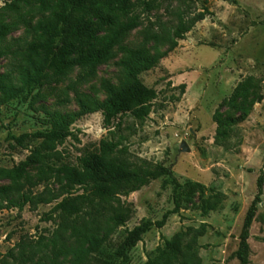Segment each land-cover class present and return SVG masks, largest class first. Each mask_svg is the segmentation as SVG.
I'll use <instances>...</instances> for the list:
<instances>
[{
    "label": "rangeland",
    "instance_id": "rangeland-1",
    "mask_svg": "<svg viewBox=\"0 0 264 264\" xmlns=\"http://www.w3.org/2000/svg\"><path fill=\"white\" fill-rule=\"evenodd\" d=\"M4 5L5 0H0V9ZM179 10L189 16L204 13L205 19L155 68L140 75L145 85L157 92V98L150 102V114L144 119L132 112L122 114L110 126L105 125L101 111L78 118L71 126L74 136L57 146L60 155L56 163L77 165L84 154L98 151L102 141H112L125 148L131 160L162 164L172 169L182 184L190 180L206 187L204 193L196 191L183 198L180 212L172 214L165 227H154L142 237L129 254L130 264L157 259L167 249V242L180 233L186 236L182 239V257L175 264L197 260L199 264H240L237 253L244 222L262 179L263 194L248 242L251 264H264V100L255 105L245 122L227 129L222 138L217 137L215 122L216 113L223 118L236 115L229 99L241 81L253 77L264 94V0H158L151 10L139 9L144 24L117 42L94 76L83 79L80 67L66 77L50 74L25 99L0 107V168L19 165L41 143L27 140L21 147L9 140V133L21 136L46 131L51 114L73 115L84 106L94 109L107 99L110 88L120 89L130 83L123 65L128 51L146 48L151 53L165 52L168 44L147 40L145 31L150 23L155 31L162 24L176 29ZM41 19L42 14L28 7L17 15L0 13V24H12L3 45L14 51L38 39L36 25ZM109 33V29L100 32L98 45ZM15 65L9 52L0 58V73H9L17 81ZM183 143L189 151L181 150ZM164 180H155L120 198L132 206L134 214L110 236L107 253L112 254L127 230L143 219L156 222L174 209L173 187L163 188ZM6 186L15 184L0 179V187ZM61 186L57 178L39 181L35 167L16 184L34 195L49 190L59 193ZM14 199H19L17 193ZM62 199L37 206L27 204L23 210L0 203V264H71L74 255L68 251L77 247L76 238L60 228L63 219L53 212ZM102 207V219L109 221L118 203L110 201ZM195 237L194 250L188 251L186 246ZM57 251L62 254L56 257Z\"/></svg>",
    "mask_w": 264,
    "mask_h": 264
},
{
    "label": "trees",
    "instance_id": "trees-1",
    "mask_svg": "<svg viewBox=\"0 0 264 264\" xmlns=\"http://www.w3.org/2000/svg\"><path fill=\"white\" fill-rule=\"evenodd\" d=\"M156 1L158 0H5V5L0 9L2 15H17L20 9L28 7L42 14V19L36 25V30L40 32L39 38L18 46L14 51L3 45L12 24H0V58L10 52L16 60L17 72V81L9 73H0V107L25 99L41 87L50 74L66 77L75 67H80L83 79L94 76L99 65L110 58L117 42L144 24L138 10H151ZM178 18L179 24L174 30L162 24L161 29L155 31V25L150 23L145 31L147 40L156 45L168 44V49L163 53H151L146 48L128 51L123 65L131 82L120 89L110 88L107 99L96 108L84 106L80 113L73 115L51 114L48 121L50 129L46 131L21 136L9 133V140L21 147L25 146L27 140H40L41 143L19 165L11 169L0 168V179H7L15 184L0 187V203L23 210L27 204H50L63 197L56 203L53 212H58L63 219L60 228L70 231V236L76 238L77 247L68 251L74 255L71 264H130L131 250L146 233L154 227H165L169 217L180 212L183 198L190 197L196 191L204 193L206 190L203 184L190 180L182 184L172 169L162 164L140 158L131 160L127 156V150L120 148L118 142L102 141L98 151L84 154L77 165L56 163L60 155L57 146L74 136L71 126L78 118L101 111L105 125L110 126L122 114L132 112L140 119L150 114V102L157 98V92L145 85L140 75L155 68L173 52L179 46V41L199 21L205 19V14L189 16L179 10ZM104 29H109L110 33L98 45L99 34ZM263 100L264 94L260 92V86L253 77L241 81L229 99V105L237 112L236 115L226 118L219 113L215 115L217 137L222 138L227 129L245 122L255 105ZM32 167L38 169L39 181L57 178L62 183L60 192L49 190L47 194L34 195L16 187ZM160 178L165 179L163 188L173 187L174 209L166 212L156 222L143 219L139 225L127 230L126 236L117 244L112 254L107 253L105 249L110 236L119 227L125 226L134 214L132 206L122 203L120 198L127 197ZM79 190L84 192L76 194ZM15 192L18 200L14 199ZM262 194L260 179L258 194L244 222L237 253L240 264H251L249 232ZM110 201L118 203L117 211L109 221H103L102 205ZM89 207H93L95 211H84ZM185 236L184 233L177 234L167 242V249L162 250L157 259L150 260L147 264H175L182 257L181 245ZM195 244L196 237L187 244V250L193 251ZM61 254V251L55 253L56 257ZM193 264H199V261Z\"/></svg>",
    "mask_w": 264,
    "mask_h": 264
},
{
    "label": "water",
    "instance_id": "water-1",
    "mask_svg": "<svg viewBox=\"0 0 264 264\" xmlns=\"http://www.w3.org/2000/svg\"><path fill=\"white\" fill-rule=\"evenodd\" d=\"M181 150L182 151H189V147L187 146L186 143H183L182 146H181Z\"/></svg>",
    "mask_w": 264,
    "mask_h": 264
}]
</instances>
